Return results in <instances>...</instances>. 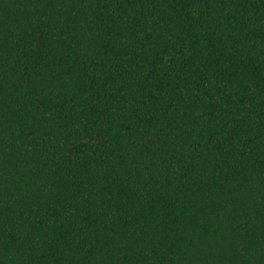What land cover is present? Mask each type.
Wrapping results in <instances>:
<instances>
[{
	"label": "trees",
	"instance_id": "obj_1",
	"mask_svg": "<svg viewBox=\"0 0 264 264\" xmlns=\"http://www.w3.org/2000/svg\"><path fill=\"white\" fill-rule=\"evenodd\" d=\"M0 264H264V0H0Z\"/></svg>",
	"mask_w": 264,
	"mask_h": 264
}]
</instances>
